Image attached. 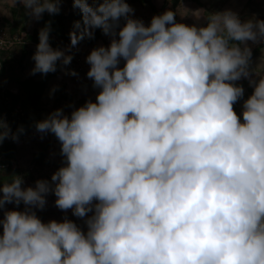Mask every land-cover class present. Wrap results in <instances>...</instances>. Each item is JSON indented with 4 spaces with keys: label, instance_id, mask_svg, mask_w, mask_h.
Returning <instances> with one entry per match:
<instances>
[{
    "label": "clouds",
    "instance_id": "1",
    "mask_svg": "<svg viewBox=\"0 0 264 264\" xmlns=\"http://www.w3.org/2000/svg\"><path fill=\"white\" fill-rule=\"evenodd\" d=\"M65 2L13 0L37 22ZM71 4L70 44L54 48L46 21L31 74L78 75L72 49L99 29L109 43L86 57L98 91L36 121L60 144L50 179L0 181V264H264V77L250 70L264 19L224 9L188 24L166 8L145 24L129 0ZM24 131L0 113V146ZM49 194L83 226L42 220Z\"/></svg>",
    "mask_w": 264,
    "mask_h": 264
},
{
    "label": "rangeland",
    "instance_id": "2",
    "mask_svg": "<svg viewBox=\"0 0 264 264\" xmlns=\"http://www.w3.org/2000/svg\"><path fill=\"white\" fill-rule=\"evenodd\" d=\"M158 14L170 8L177 14V20L188 24H203L205 20L218 14L224 9H232L239 13L242 19H264V0H179L174 6L171 2L152 0ZM135 9V17L145 24L149 23L154 15L147 5L131 2ZM61 25L55 33L50 34V43L56 48H66L70 44L69 32L73 22L78 20L80 13L74 9L71 0L62 4ZM46 15V14H45ZM44 15V16H45ZM40 21H30L25 15V9L13 0H0V28L4 32L7 43L0 49V113L4 115L13 131L20 127V120L30 117L24 133L18 141L7 139L0 146V181L10 182L15 174L24 177L27 185H34L37 179H50L51 174L61 165L60 144L54 135L40 134L36 131L35 123L43 119L56 108L71 111L70 105L79 106L86 99H95L97 89L93 88L92 81L86 73L89 65L86 57L93 47L107 45L109 37L85 39L80 42L78 49L73 48L72 59L68 68L74 69L78 75L72 76L62 72L58 66L56 72L48 74H31L34 66L32 55L38 41L32 39L35 30L40 29ZM58 31V34H57ZM253 57L250 70L256 78L264 77V42L251 45ZM31 80L41 82L42 87L37 100L30 107L25 101L27 97L22 88V82ZM240 83L245 88V97L252 88L247 80ZM53 87L56 91L53 93ZM241 102L234 107L239 113ZM5 144L11 146L10 154H6ZM55 197L47 196V204L43 210H37V215L45 222L49 219H62L65 215L76 220L83 226L82 220L59 210L55 204ZM12 207V205H9ZM23 207V205H21Z\"/></svg>",
    "mask_w": 264,
    "mask_h": 264
},
{
    "label": "trees",
    "instance_id": "3",
    "mask_svg": "<svg viewBox=\"0 0 264 264\" xmlns=\"http://www.w3.org/2000/svg\"><path fill=\"white\" fill-rule=\"evenodd\" d=\"M131 2H135L138 4H142V5H147L149 7V9L151 10V12L155 15L158 14L157 10L154 8L153 4L151 3L150 0H130ZM179 0H170L172 6H174ZM81 17L79 16L78 19H80ZM51 21V33H55L57 28H60V23H61V15H54V16H48L47 14L43 17L42 19V24L40 26L43 27L44 23L46 21ZM38 31L39 29L35 30L32 34V39L38 41ZM58 34V31H57ZM103 36L102 32L97 29L95 30V36L94 38H99ZM42 84L41 82H35V81H31V80H25L24 82H22V88L23 91L25 93V96L27 97V99L25 100L29 106L31 107L34 102L37 100L40 90H41ZM30 121V117H26L23 120H20V124L23 127H27L26 125L29 123ZM5 148L7 150L6 154L8 156V154H10V150H11V146H9L8 144H5Z\"/></svg>",
    "mask_w": 264,
    "mask_h": 264
},
{
    "label": "built area",
    "instance_id": "4",
    "mask_svg": "<svg viewBox=\"0 0 264 264\" xmlns=\"http://www.w3.org/2000/svg\"><path fill=\"white\" fill-rule=\"evenodd\" d=\"M6 43H7V40L5 38L4 32L0 28V49H2V46H5ZM73 58H74V56H73Z\"/></svg>",
    "mask_w": 264,
    "mask_h": 264
},
{
    "label": "crops",
    "instance_id": "5",
    "mask_svg": "<svg viewBox=\"0 0 264 264\" xmlns=\"http://www.w3.org/2000/svg\"><path fill=\"white\" fill-rule=\"evenodd\" d=\"M151 1V3L153 4V6H154V3H153V1L152 0H150Z\"/></svg>",
    "mask_w": 264,
    "mask_h": 264
}]
</instances>
